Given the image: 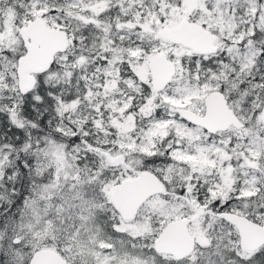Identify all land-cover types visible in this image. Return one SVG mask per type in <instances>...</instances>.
<instances>
[{
    "label": "snow or ice",
    "instance_id": "snow-or-ice-1",
    "mask_svg": "<svg viewBox=\"0 0 264 264\" xmlns=\"http://www.w3.org/2000/svg\"><path fill=\"white\" fill-rule=\"evenodd\" d=\"M0 264H264V0H0Z\"/></svg>",
    "mask_w": 264,
    "mask_h": 264
}]
</instances>
